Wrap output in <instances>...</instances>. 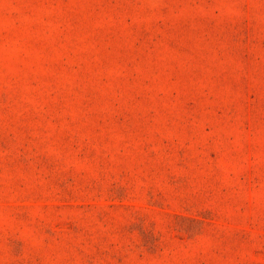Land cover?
<instances>
[{
	"label": "rangeland",
	"instance_id": "1",
	"mask_svg": "<svg viewBox=\"0 0 264 264\" xmlns=\"http://www.w3.org/2000/svg\"><path fill=\"white\" fill-rule=\"evenodd\" d=\"M0 264H264V0H0Z\"/></svg>",
	"mask_w": 264,
	"mask_h": 264
}]
</instances>
